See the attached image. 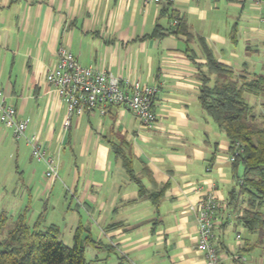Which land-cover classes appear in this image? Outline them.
<instances>
[{"label": "crops", "instance_id": "1", "mask_svg": "<svg viewBox=\"0 0 264 264\" xmlns=\"http://www.w3.org/2000/svg\"><path fill=\"white\" fill-rule=\"evenodd\" d=\"M255 2L0 0V91L27 121L20 143L10 140L23 167L22 186L30 192L32 180H43L46 199L61 203L69 230L98 234L92 243L99 264H205L189 206L211 192L226 206L213 239L221 264H264L262 253L255 260L250 255L264 249V240L246 239L231 224L229 142L198 101L203 45L235 76L261 75L255 68L258 58L264 68V13ZM157 28L163 35L152 36ZM60 49L84 67L153 88L155 124L144 127L116 106L72 117L64 132L66 107L45 81ZM2 126L0 150L10 132ZM29 138L55 157L52 184L32 157ZM119 152L130 158L134 180ZM139 186L150 195L161 192L156 205L138 197Z\"/></svg>", "mask_w": 264, "mask_h": 264}, {"label": "trees", "instance_id": "2", "mask_svg": "<svg viewBox=\"0 0 264 264\" xmlns=\"http://www.w3.org/2000/svg\"><path fill=\"white\" fill-rule=\"evenodd\" d=\"M174 20L176 28L184 31L180 20ZM155 35L163 34L157 28L152 36ZM203 53L206 71H199L198 101L201 109L225 134L229 156L234 157L231 169L236 189L230 192L227 206L237 214L236 225L257 234L261 241L264 240V113L256 115L244 95L264 99V75L252 79L245 75L235 76L212 57L205 45ZM117 155L134 180L130 158L120 152ZM239 167L242 172L237 176ZM138 197L156 205L161 192L150 195L139 186ZM59 235L56 225L41 229L40 222L36 221L29 226L23 215L10 224L7 216L0 213V264H91L85 259V242L78 230L70 247L62 244Z\"/></svg>", "mask_w": 264, "mask_h": 264}, {"label": "built area", "instance_id": "3", "mask_svg": "<svg viewBox=\"0 0 264 264\" xmlns=\"http://www.w3.org/2000/svg\"><path fill=\"white\" fill-rule=\"evenodd\" d=\"M173 3L175 0H166ZM198 2L199 0H190ZM216 2L217 0H212ZM144 4L158 3L160 0H143ZM255 4L263 8L264 0H256ZM177 21H173L175 25ZM47 84L56 89L66 107L63 130L67 132L72 117H78L86 111H98L105 114L109 107L121 106L144 127H151L157 118L152 111V101L155 90L139 81H129L114 76L106 70L92 66H82L70 52L60 49L56 55L54 66L45 74ZM0 122L11 130L15 140L24 137L27 121L18 118L16 109L6 100V95L0 91ZM30 146L32 157L45 166L44 177L49 184L58 179V163L53 155L36 141L26 139ZM228 161H234L233 156ZM213 192L200 197L189 210L195 214L197 223L196 250L205 258V264H221L216 247L213 245L214 230L217 226L219 210H225ZM239 238V236H237Z\"/></svg>", "mask_w": 264, "mask_h": 264}, {"label": "rangeland", "instance_id": "4", "mask_svg": "<svg viewBox=\"0 0 264 264\" xmlns=\"http://www.w3.org/2000/svg\"><path fill=\"white\" fill-rule=\"evenodd\" d=\"M257 63L255 68L257 74L264 75V68L261 67V58L257 59ZM244 99L247 104L254 109L256 115L263 112L264 107L260 103L263 99L262 97L244 95ZM215 127L218 130L216 125ZM8 135V142L5 149L0 150V213H4L7 216L10 224L16 220L18 216L23 215L29 226H33L36 221L40 222L41 229L51 224L57 225L60 232L59 239L62 244L69 247L72 246L73 237L77 231L74 233V230H69L68 220L63 219L64 217L61 213V203L52 200V198L46 199L48 194L43 193L42 185H44V181L42 180L41 182L39 181V183H34V180H32V184L29 188L30 192L22 186L23 175L21 171L23 167L16 161V154H14L16 149L11 142L13 141L15 143V141L11 130ZM17 142L20 143V139ZM27 157L30 158L29 151ZM241 172L242 168L239 167L237 176H240ZM233 179L236 189L235 177H233ZM236 215L237 214H235L233 218H235ZM233 218L231 224H233L237 230L241 229L246 239H251L253 242L260 241L257 234L249 233L242 226L236 225ZM78 234L85 242L86 261L91 264H99V249L96 248V244L92 243L96 242L98 234L81 230H78ZM261 253L264 256V249L260 250V247H258L253 249L250 255L251 258L255 260Z\"/></svg>", "mask_w": 264, "mask_h": 264}]
</instances>
